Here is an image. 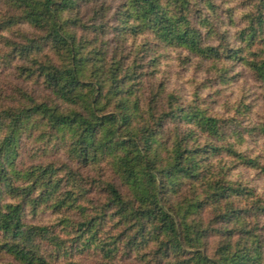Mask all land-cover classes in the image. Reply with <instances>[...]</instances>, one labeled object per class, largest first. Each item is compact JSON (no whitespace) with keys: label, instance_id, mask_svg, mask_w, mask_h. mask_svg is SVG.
<instances>
[{"label":"trees","instance_id":"obj_1","mask_svg":"<svg viewBox=\"0 0 264 264\" xmlns=\"http://www.w3.org/2000/svg\"><path fill=\"white\" fill-rule=\"evenodd\" d=\"M241 2L243 25L231 33L211 0H0V75L44 90L0 80V249L51 264L92 248L112 263L124 240L127 251L152 245L165 264H264V192L234 172L264 174V121L247 129L263 138L251 153L229 125L249 110L242 99L227 118L157 75L164 51L182 49L218 84L243 66L264 94V0ZM39 125L66 136L68 161L21 165V134ZM103 160L124 193L87 175ZM92 184L105 197L89 212ZM43 209L76 217L27 219ZM111 219L121 229L103 238ZM61 224L74 235L56 233Z\"/></svg>","mask_w":264,"mask_h":264},{"label":"rangeland","instance_id":"obj_2","mask_svg":"<svg viewBox=\"0 0 264 264\" xmlns=\"http://www.w3.org/2000/svg\"><path fill=\"white\" fill-rule=\"evenodd\" d=\"M215 6V14L211 13L212 17L216 16L220 18L222 23V29H227L231 33L237 32L243 25L242 13L245 12L246 6L241 2L242 0H211ZM1 6V3H0ZM231 10H228L230 9ZM231 19V20H230ZM235 24H234V23ZM233 24V25H231ZM237 24V25H236ZM165 56L162 59L158 67L159 76H166L169 88H177L184 97H192L194 90H198L197 94L203 98L207 106L211 107L216 112L223 114L225 117H233L235 115V104L242 99L245 102L249 110L238 115V124H234L230 121L229 125L235 127L238 131V141L242 143L244 147L251 149V153H255L263 146L261 137H252V134L247 130L251 125H256L264 121V94L257 82L253 79L251 73L243 66H236L235 70L238 73L235 79L229 80L225 84H218L213 79V73L206 72V61L202 62L198 58L190 55L188 52L182 49H166L164 51ZM1 83L16 84L25 86L28 89H32V93L36 97H42L44 95L43 88L31 81L16 80L9 75L1 74ZM9 85V86H10ZM197 87V89H195ZM237 113V112H236ZM31 124H29L30 126ZM27 126L21 134L20 138V153H21V165L28 166L32 163L39 162H54L55 164L64 163L68 161L66 153V136L64 134L53 135L47 137L49 131L42 126H34V128ZM40 134H44V138L40 139ZM49 140L47 141L46 138ZM87 169V175H94L98 171L101 173L103 179L113 180L114 183L124 193L125 187L121 184L120 180L113 174L107 161L103 160L99 165ZM234 172H239L247 179L251 184L255 186L258 192H264V174L255 173V171L248 169H236ZM240 175V174H236ZM240 175V176H241ZM94 189L90 193L83 197V205L89 212H93L94 207L98 206L99 202L103 201L104 193L97 184H92ZM89 190V191H90ZM66 211L65 213H55L50 209H43L34 218L28 216V220L41 224L52 225L57 222L62 215L76 217L75 212ZM207 216V215H206ZM264 216L260 217V225L263 227L261 233L264 235ZM64 227V228H63ZM56 233L65 237L70 232L69 226L65 224L57 225ZM121 229V224H115L113 219L103 223L102 229L98 232L101 237L106 238L114 235ZM71 234V232H70ZM71 235H74L72 233ZM0 234V240H1ZM264 238V237H263ZM111 240V239H110ZM217 237L213 236L210 240L209 248L215 246ZM109 241V240H108ZM264 241V240H263ZM116 248H118L115 255V260L112 263H107V260H103L96 252V249H88L70 252V254H64L56 260L50 261L51 264H165L160 263L159 260L150 252L153 249L152 245L143 249H135L127 251L125 249V241L115 242ZM191 250V249H188ZM143 252L146 256H143ZM0 264H22L20 261L14 259L11 255L0 249Z\"/></svg>","mask_w":264,"mask_h":264}]
</instances>
